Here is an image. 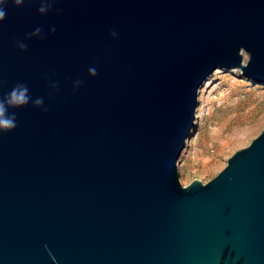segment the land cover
<instances>
[{
    "label": "water",
    "instance_id": "95a60500",
    "mask_svg": "<svg viewBox=\"0 0 264 264\" xmlns=\"http://www.w3.org/2000/svg\"><path fill=\"white\" fill-rule=\"evenodd\" d=\"M39 7L0 21V97H31L0 134V264H264V129L205 183L177 172L212 71L264 84V0Z\"/></svg>",
    "mask_w": 264,
    "mask_h": 264
},
{
    "label": "rangeland",
    "instance_id": "374dc122",
    "mask_svg": "<svg viewBox=\"0 0 264 264\" xmlns=\"http://www.w3.org/2000/svg\"><path fill=\"white\" fill-rule=\"evenodd\" d=\"M194 126L177 159L180 183L213 178L264 129V84L239 69L216 68L197 92Z\"/></svg>",
    "mask_w": 264,
    "mask_h": 264
},
{
    "label": "clouds",
    "instance_id": "9594fccd",
    "mask_svg": "<svg viewBox=\"0 0 264 264\" xmlns=\"http://www.w3.org/2000/svg\"><path fill=\"white\" fill-rule=\"evenodd\" d=\"M34 2L35 0H0V21H3L6 17L5 5L8 3H12L14 6H20L25 3L31 4ZM39 2L40 7L38 8V12L40 14H45L51 10L53 0H39ZM49 31L54 33L56 29L53 26ZM112 35L115 36L116 33L113 32ZM32 37H40L43 39L42 29L37 27L33 32L27 35L26 39H31ZM16 44L22 51L26 50L28 47L26 43L21 41H17ZM88 71L90 76L97 75V70L95 68H89ZM81 83V81H76L74 83V88H78ZM0 86H2V82H0ZM50 87L54 90H58V83H52ZM30 100L29 88L23 83H17L6 96L0 97V134L11 132L18 126L16 114H9V109L25 107L29 104ZM32 103L33 107L41 108L42 111L47 112L48 109L44 107L43 98H36Z\"/></svg>",
    "mask_w": 264,
    "mask_h": 264
}]
</instances>
